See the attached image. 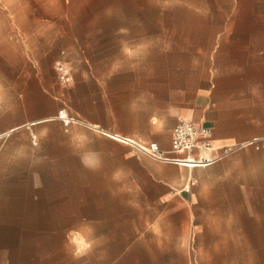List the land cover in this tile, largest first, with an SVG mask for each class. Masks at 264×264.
Listing matches in <instances>:
<instances>
[{"label":"rangeland","instance_id":"1","mask_svg":"<svg viewBox=\"0 0 264 264\" xmlns=\"http://www.w3.org/2000/svg\"><path fill=\"white\" fill-rule=\"evenodd\" d=\"M229 24H264V0H0V259L264 264V105L252 104L249 113L253 138H260L246 147L253 151L251 174L243 157L235 171L226 164L212 172L214 184H184L174 196L143 189L141 177L134 182L82 167L64 152L38 153L31 149L37 127H19L78 120L56 109L55 97L69 84L57 75L59 59L69 65L70 81L99 77L133 69L150 39L175 48L205 45L229 34ZM60 114L75 121L65 124Z\"/></svg>","mask_w":264,"mask_h":264},{"label":"crops","instance_id":"2","mask_svg":"<svg viewBox=\"0 0 264 264\" xmlns=\"http://www.w3.org/2000/svg\"><path fill=\"white\" fill-rule=\"evenodd\" d=\"M228 27L229 34L205 45L186 42L175 48L167 39H150L133 69L106 71L99 77H72L61 88L66 92L55 97V108L65 107L78 121L64 125L44 118L22 123L19 127H37L38 146L31 149L38 153L52 149L80 161L87 155L94 163L88 167L80 163L82 167L104 175L131 177L134 182L141 177L147 184L143 189L172 196L189 179L198 188L214 184L215 180L210 182L212 172L226 164L235 171L243 157L251 174L253 151L246 147L212 164L186 162L183 166L153 160L112 137L117 134L140 142L156 141L168 149L175 124L179 119H190L211 128L214 147L252 139V104L264 105V24L255 25V29L236 28L239 26L234 24ZM50 139L53 144L48 147ZM193 153L198 154L196 150ZM0 264L9 262L3 257Z\"/></svg>","mask_w":264,"mask_h":264},{"label":"built area","instance_id":"3","mask_svg":"<svg viewBox=\"0 0 264 264\" xmlns=\"http://www.w3.org/2000/svg\"><path fill=\"white\" fill-rule=\"evenodd\" d=\"M55 70L61 82L67 83L70 81L71 71L69 65L64 60L59 59L55 62ZM60 117L65 124L70 120L75 121L72 118H68L66 114H60ZM112 137L132 146L137 152L148 155L154 160L171 162L183 166H186V162H191L197 166L212 164L244 147L254 143L257 144L260 140V138H253L234 144L214 147L211 128L190 119H179L175 124L171 132L170 147L168 149H163L156 141L140 142L117 134H113ZM195 150L198 154L193 153ZM212 151H214L215 154L210 155L209 153ZM192 184H194V180L189 179L184 189L188 190L189 186Z\"/></svg>","mask_w":264,"mask_h":264},{"label":"clouds","instance_id":"4","mask_svg":"<svg viewBox=\"0 0 264 264\" xmlns=\"http://www.w3.org/2000/svg\"><path fill=\"white\" fill-rule=\"evenodd\" d=\"M39 157H37V161H39ZM81 163L84 164L86 167L91 166L94 161L90 160L87 155L81 156Z\"/></svg>","mask_w":264,"mask_h":264}]
</instances>
